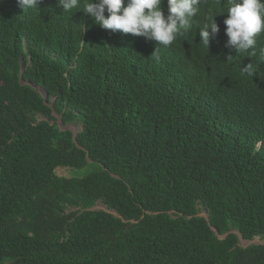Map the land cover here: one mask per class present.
I'll return each mask as SVG.
<instances>
[{
    "label": "trees",
    "instance_id": "trees-1",
    "mask_svg": "<svg viewBox=\"0 0 264 264\" xmlns=\"http://www.w3.org/2000/svg\"><path fill=\"white\" fill-rule=\"evenodd\" d=\"M226 3L163 46L0 0V264H264V32L226 46Z\"/></svg>",
    "mask_w": 264,
    "mask_h": 264
},
{
    "label": "clouds",
    "instance_id": "clouds-1",
    "mask_svg": "<svg viewBox=\"0 0 264 264\" xmlns=\"http://www.w3.org/2000/svg\"><path fill=\"white\" fill-rule=\"evenodd\" d=\"M41 0H17L23 12L38 9ZM163 0H58L64 12L80 9L89 14L94 22L113 33L144 37L158 45L173 44L182 31H188L200 13L201 0H167V15L161 5ZM225 34L228 47L238 53L248 52L257 44V36L264 32V0H227ZM107 13V15H106ZM215 15L206 17L199 29L201 43L208 46L210 39L219 32ZM211 30V31H209ZM158 51L156 48L155 53ZM264 52V48L261 49ZM256 67L248 64L241 74L253 76Z\"/></svg>",
    "mask_w": 264,
    "mask_h": 264
},
{
    "label": "rangeland",
    "instance_id": "rangeland-1",
    "mask_svg": "<svg viewBox=\"0 0 264 264\" xmlns=\"http://www.w3.org/2000/svg\"><path fill=\"white\" fill-rule=\"evenodd\" d=\"M58 123L59 125L64 128V126L60 123L59 119H58ZM68 129L76 132L78 131L77 128H75L74 126H70L68 125L67 126ZM65 129V128H64ZM85 171H78V170H74V169H70V168H58L57 169V174L61 177H67V178H71V177H75V176H81V175H84ZM95 209H98V210H106L107 208L104 207L103 205H99L97 206ZM260 243H263L260 239H255L254 242L252 241H246L245 239L241 238L240 239V246L241 247H244V248H247L253 244H260Z\"/></svg>",
    "mask_w": 264,
    "mask_h": 264
},
{
    "label": "water",
    "instance_id": "water-1",
    "mask_svg": "<svg viewBox=\"0 0 264 264\" xmlns=\"http://www.w3.org/2000/svg\"><path fill=\"white\" fill-rule=\"evenodd\" d=\"M65 128V129H64ZM64 128H62L63 130H68V128L66 127V126H64ZM77 135V131L75 132V136ZM93 210H95V209H93ZM117 215V214H116ZM206 218L209 220V216H207L206 215ZM215 230V232L218 234V230L217 229H214ZM226 237V236H225ZM225 237H223V238H225ZM241 237V236H240ZM242 238V237H241ZM252 242H254V240L252 241ZM264 244V243H263Z\"/></svg>",
    "mask_w": 264,
    "mask_h": 264
}]
</instances>
